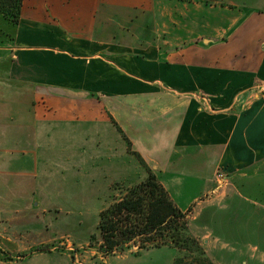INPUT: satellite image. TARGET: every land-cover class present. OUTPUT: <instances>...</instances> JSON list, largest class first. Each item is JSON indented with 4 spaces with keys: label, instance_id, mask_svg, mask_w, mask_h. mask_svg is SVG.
Here are the masks:
<instances>
[{
    "label": "crops",
    "instance_id": "crops-1",
    "mask_svg": "<svg viewBox=\"0 0 264 264\" xmlns=\"http://www.w3.org/2000/svg\"><path fill=\"white\" fill-rule=\"evenodd\" d=\"M261 81L264 0H23L0 28V264H80L50 228L146 177L134 152L215 264H264Z\"/></svg>",
    "mask_w": 264,
    "mask_h": 264
},
{
    "label": "trees",
    "instance_id": "trees-1",
    "mask_svg": "<svg viewBox=\"0 0 264 264\" xmlns=\"http://www.w3.org/2000/svg\"><path fill=\"white\" fill-rule=\"evenodd\" d=\"M22 3L23 0H0V16L18 23ZM134 153L148 173L141 181L123 188L121 195L101 210L97 230L90 236L91 244L100 242L104 254L121 253L132 245H138L141 251L169 246L180 252L173 264H215L190 233L187 213L176 206L141 155Z\"/></svg>",
    "mask_w": 264,
    "mask_h": 264
},
{
    "label": "rangeland",
    "instance_id": "rangeland-1",
    "mask_svg": "<svg viewBox=\"0 0 264 264\" xmlns=\"http://www.w3.org/2000/svg\"><path fill=\"white\" fill-rule=\"evenodd\" d=\"M14 24L15 23L12 22L10 18L5 17L3 15L0 16V28L2 30L6 31L10 28V26H13ZM4 35L5 37H7L6 34ZM259 83L263 84L264 81H261ZM255 88L256 91H259V88L257 86H255ZM128 148H132L131 144L129 143ZM133 158V162L127 163V169H131L135 173L137 167L136 165L141 166L143 165V163L140 161V158L135 153H133ZM143 169L144 171H147V169ZM194 175L195 174L193 173V171L187 170L183 172V175H180L181 178H174L171 175H168L165 181H167V183L169 184V187L176 198L188 199L191 196V193L199 190L201 186L198 181L192 179ZM134 183L135 182H118L117 184H115L113 188L110 189V193L107 196L102 195L104 196V200L101 202V207H106L117 197H119L122 192L121 187L125 188L126 186ZM97 195L98 194L95 193L94 189L86 191L85 198L89 200V209L84 208L81 211L72 212V215L64 213L63 217H68L70 219V223L72 222L71 218L74 219L73 225H70V227H64L63 225L54 227L51 224L52 227L50 228V231L53 233L57 230V234L61 233L63 235H68L60 241L66 242V244L68 243L67 240L72 242L70 243V247H72V250L75 252L77 260L80 264H89V261H91V264H173L175 257L180 254V252L174 247L167 246L141 251L138 250V245H132L130 249L121 253L117 252L114 254H104L103 251L100 249V242L96 244H91L90 236L97 230L99 214L101 212L97 211V205L95 203ZM79 218L82 220L79 226H77L76 221L78 222ZM60 224H62L61 221ZM140 238L141 237H138V240ZM83 240H88L89 242H85ZM75 241L78 242L76 243ZM138 251L141 252L138 253Z\"/></svg>",
    "mask_w": 264,
    "mask_h": 264
},
{
    "label": "built area",
    "instance_id": "built-area-1",
    "mask_svg": "<svg viewBox=\"0 0 264 264\" xmlns=\"http://www.w3.org/2000/svg\"><path fill=\"white\" fill-rule=\"evenodd\" d=\"M257 87L259 88V92H263L264 93V83L262 84H257ZM216 177L221 180V181H226L228 178L227 172L222 169V168H218L216 171ZM77 259V258H76Z\"/></svg>",
    "mask_w": 264,
    "mask_h": 264
}]
</instances>
